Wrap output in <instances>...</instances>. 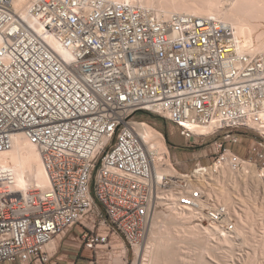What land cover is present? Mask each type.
Returning <instances> with one entry per match:
<instances>
[{
	"label": "built area",
	"instance_id": "1",
	"mask_svg": "<svg viewBox=\"0 0 264 264\" xmlns=\"http://www.w3.org/2000/svg\"><path fill=\"white\" fill-rule=\"evenodd\" d=\"M138 113L169 121L187 145L214 135L215 161L264 172V52H239L232 29L209 15L110 0H28L22 14L0 0V152L23 134L49 180L27 199L0 181V264H59L48 244L76 225L85 264H101L115 239L146 240L156 184ZM240 129L257 133L248 156L226 145ZM201 196L192 188L180 204Z\"/></svg>",
	"mask_w": 264,
	"mask_h": 264
},
{
	"label": "bare ground",
	"instance_id": "2",
	"mask_svg": "<svg viewBox=\"0 0 264 264\" xmlns=\"http://www.w3.org/2000/svg\"><path fill=\"white\" fill-rule=\"evenodd\" d=\"M27 1L13 0V6L24 14ZM110 1L137 5L161 16L173 12L209 15L232 29L239 52H264V0ZM34 27L40 31L39 27ZM20 82H27V72H20ZM11 103H18V96H11ZM190 128L195 134L208 135L212 132L209 126ZM135 129L148 147L156 192L155 213L148 237L142 244L132 246L135 256L132 264H183V261L189 264H214L212 262L216 260L224 264L227 261L224 250L227 245H234L236 236L242 237L243 242L253 243V229L258 220L262 219H258L260 209L254 211L256 206H250L249 196L242 198L236 195L238 198H235L232 194L234 191L229 190L231 188L220 184V178H230L232 175L235 178L236 174V177H251L260 182L264 180L263 171L259 170L260 176L256 166L244 159L239 168L233 167L231 160L226 158L210 166L199 165L191 174H180L172 164L162 132L142 120L136 121ZM260 131L264 136V129ZM164 177L171 179L169 186H162ZM0 181L12 193H21L24 199L28 197L32 182L41 190L49 185L38 149L23 134L15 136L11 148L0 152ZM195 187L202 193L196 199V206H182L180 196ZM236 203L241 205L237 207ZM229 214L234 217L233 223L228 220ZM202 219H206L205 224L199 222ZM56 243L55 237L48 247L57 249ZM183 247L192 252L185 260L180 257Z\"/></svg>",
	"mask_w": 264,
	"mask_h": 264
},
{
	"label": "rangeland",
	"instance_id": "3",
	"mask_svg": "<svg viewBox=\"0 0 264 264\" xmlns=\"http://www.w3.org/2000/svg\"><path fill=\"white\" fill-rule=\"evenodd\" d=\"M136 119L145 121L155 129L162 132L169 150L170 159L178 173L185 175L191 174L192 171L198 168L199 165L210 166L215 162V158L211 154L210 145L211 141L215 137L214 135L205 137L201 144L187 145L185 139L179 134L178 129L169 121L162 119L157 115H149L146 113H138L136 115ZM234 132L240 135V141L237 143H227L226 145L233 151L244 156H248V154H250L249 146L251 144V141L257 137V133H255V131L253 130L246 129H240ZM256 169L258 170V174L261 176L258 167H256ZM225 177L222 176L220 178V181H222L220 184L226 188H231L232 190H229L232 192L234 191V193L232 194L235 195V198L237 196H249L250 206H253V208L254 206H256V209L254 208L255 212L257 208L260 209V213L261 209L264 210V180L259 182L256 181L255 178L251 177H245L242 179L238 175L236 177V174L235 178H233L234 175L230 176V178H233L234 180L230 179L228 176ZM32 184L29 186V189H38V186L35 182H32ZM249 201H247V203ZM235 205L239 207L241 203H236ZM260 213H258V219H262L258 220L257 226H255V228L253 229L254 231L252 237L254 238L253 241H251L253 243L251 244L243 242L242 237L236 236L234 238V245H227L224 250L227 259L226 263L224 264H264V212L262 211V213ZM228 220L230 223H233L234 217L229 214ZM199 222L205 224L206 219H202V221ZM111 245V247L103 249V252L100 255L102 257L101 264L133 263L135 256L133 250L129 246L123 244L120 240L117 239H115L114 242L111 243ZM182 250L184 251L181 253L180 257H182L183 260H185L184 258L187 259L188 256L192 255V252H190L188 248L185 247ZM89 255L90 252L84 247V244L81 242L80 227L78 225H76L73 230H69L66 233L61 247L58 248V252L56 254L57 257L62 259L59 261V264H85V258ZM218 257L216 259H218ZM212 263L222 264L221 261L219 263V261L217 262V260ZM3 264L18 263L6 262ZM183 264L189 263L183 261Z\"/></svg>",
	"mask_w": 264,
	"mask_h": 264
},
{
	"label": "crops",
	"instance_id": "4",
	"mask_svg": "<svg viewBox=\"0 0 264 264\" xmlns=\"http://www.w3.org/2000/svg\"><path fill=\"white\" fill-rule=\"evenodd\" d=\"M239 155L244 156L242 154H239ZM74 228H75V226L73 228H71L70 230H73ZM65 235H59V236L56 237V239H57V243H56L57 252H58V248L61 247V244H62V242L64 240Z\"/></svg>",
	"mask_w": 264,
	"mask_h": 264
},
{
	"label": "trees",
	"instance_id": "5",
	"mask_svg": "<svg viewBox=\"0 0 264 264\" xmlns=\"http://www.w3.org/2000/svg\"><path fill=\"white\" fill-rule=\"evenodd\" d=\"M146 114H149V115H151L150 113H146Z\"/></svg>",
	"mask_w": 264,
	"mask_h": 264
}]
</instances>
